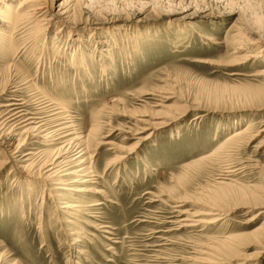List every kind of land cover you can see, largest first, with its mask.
Segmentation results:
<instances>
[{"label":"rangeland","instance_id":"obj_1","mask_svg":"<svg viewBox=\"0 0 264 264\" xmlns=\"http://www.w3.org/2000/svg\"><path fill=\"white\" fill-rule=\"evenodd\" d=\"M20 1L0 0V264H194L198 245L209 264H264V133L247 139L264 129V0H39L12 33ZM13 101L89 137L67 172L93 182L75 197L90 215L36 178L61 148L18 142ZM177 208L219 219L178 228Z\"/></svg>","mask_w":264,"mask_h":264},{"label":"bare ground","instance_id":"obj_2","mask_svg":"<svg viewBox=\"0 0 264 264\" xmlns=\"http://www.w3.org/2000/svg\"><path fill=\"white\" fill-rule=\"evenodd\" d=\"M80 1L81 0H70V3H73L77 7ZM19 4L20 5L17 7V11H15L16 13L13 11L14 16H12V18H11L14 21L12 26H11L12 33L17 32L18 27H19V23L20 24H22V23L27 24L29 22L31 24V18H32L33 12L34 11L40 12V10L43 9L40 7L41 3L39 2V0H36V1H34V0H22V1H20ZM28 10H30V11H28ZM11 13H12V11L9 12L8 17L10 16ZM8 19H10V18H8ZM29 30H30V33L28 35L30 36L33 34L32 31L34 29L30 28ZM208 40L212 41V39H209V38H208ZM247 46H248V44H247ZM137 47H138V45L136 44L134 46V48L137 49ZM242 47H244V46L235 47L234 50H237V51L234 52V54H236L238 51L239 52L243 51ZM134 52H136V51H134ZM261 52L264 53V48H261ZM251 58L252 57L247 56V57H238L235 59L237 61H246V60H249ZM73 59H74V56H73ZM236 60H234V61L236 62ZM20 79H21L20 80L21 82H23V81L25 82V80H24L25 78L23 79V77H21ZM27 84L28 83L26 82L25 86H27ZM19 93H21V92L19 91ZM33 96H35V95H33ZM12 100L13 99H10V101H12ZM14 101L9 103L8 108L6 110V114H10V117L8 119H14L16 121H19L18 124H15L14 130H16L18 132L17 137L23 136V139H19L18 142H20V140H22V143H23L25 140L27 145L30 144L32 141L33 142L36 141V142H40V143L41 142H45V143L47 142V143H50L52 145H57V146L59 145L58 147L61 148V149H58L55 151L53 157H49L44 162V164H43V165H45V166H43L44 172L41 169V171L38 172L37 177L34 176V178L35 177L36 178L43 177L42 178L43 180L50 182L51 186L55 188V189L51 190V192L53 194H55V192L57 190H59V192L63 191V192L67 193V194H61V193L58 194L56 192L57 195L59 196V198H62V197L65 198L68 196H71V198H74V199H71V200H73V202H70V201L62 202L61 205L59 206V208L61 210H65L64 211L65 214H68L69 212L74 211V212H80L82 214H87V215L89 214L90 215V212L93 211L92 209L99 206V204H95V203L90 204L86 208H84L82 206V203H78L77 201H75V197H77L76 195H78V194L81 195L84 193H89V194L94 193L93 190L87 189V187L84 185V184H87V182L89 184H91L93 182L81 181L82 178L84 179L86 177V174H83L82 178H81L78 176V174L76 172H69V173L67 172V171H69V169H68L69 166L71 164H73L74 162L79 161V159H81V158H84L80 161L81 166L86 163V160L88 159V157L86 155V149H87V141H88L89 137H84V139H85L84 140L83 137L80 136L81 133L79 134L78 131L74 128V123L70 120H67V118L64 117L63 112L55 111V109L58 107L54 106V104H46V103L42 104V102L38 103L36 101L39 104V108L34 107L35 109H37V112L35 114H30V113H24L22 111V109H20L19 104H17ZM29 115H31V116H29ZM139 122H141L142 124L145 125V131L146 132L149 131V129H147V127L150 126L148 121L140 120ZM249 126L251 127V125H249ZM263 126H264V121H263ZM250 127H247L244 130L237 131L235 134L231 135L230 138L226 139L222 144H220L216 147L215 153L217 154V153L222 152L225 148H227L228 143H230L231 141L234 142V140H236V139H238V140L245 139L247 136H249L247 133L250 131L249 130ZM138 132H139V130L135 131V133H133V135L134 136L140 135V134H138ZM263 133H264V129H261L259 132L256 133V135H253V136H250L249 138H247L248 142L256 140V138L261 136V134H263ZM18 144H20V143H18ZM18 144L15 146L14 154L17 155V159H18L17 162L20 163V162H23L27 158L28 155L23 154L22 150H20L21 145H18ZM103 144H107V143L106 142L100 143V144H97V146H101ZM260 144L261 145L264 144V141ZM72 146H75L76 149L72 148ZM78 149H80V151L75 153V151ZM73 152H74V154H73ZM66 167H67V169H66ZM88 170H89V167L87 168L85 173ZM63 176H66V177H63ZM67 176L70 177V179H69L71 182L70 184L65 183ZM72 177H77V180L73 179ZM56 186H67V187H56ZM69 187H71V188H69ZM54 197H55V195H54ZM177 206H179V205H177ZM177 206H175V207H177ZM174 211H176L180 215L178 220L176 221L178 223V228L179 227H185V226H195L197 224H200V225L210 224V223H214L215 221H217V219H219V218H217V219H205L204 216L202 217V215L213 216V217L217 216V214H215L216 209H213V208L212 209L209 208V210L207 212L199 214V215H195V216L190 215L186 212H182V210L178 209V208L175 209ZM258 215L259 214H257V216ZM68 222H70V221H68ZM263 230L264 229H262L261 231H263ZM260 238H262V237H260ZM233 241H235V240H233ZM0 245H1V243H0ZM205 248H206V250H203L204 246L198 245L196 254L199 256V258L193 257L190 260V262L192 261L194 264H209L208 259L203 257V254L204 253L207 254L209 252V250L212 251V249L210 247H205ZM221 249H223V248H221ZM262 251L264 253V249H262Z\"/></svg>","mask_w":264,"mask_h":264}]
</instances>
